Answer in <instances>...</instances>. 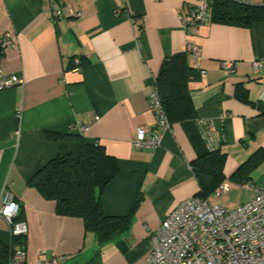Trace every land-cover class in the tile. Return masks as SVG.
<instances>
[{
	"label": "crops",
	"instance_id": "0c3cea01",
	"mask_svg": "<svg viewBox=\"0 0 264 264\" xmlns=\"http://www.w3.org/2000/svg\"><path fill=\"white\" fill-rule=\"evenodd\" d=\"M192 2L0 0V34L15 39L0 49V70L21 78L0 88V198L11 194L27 224L22 264H37L43 251L61 258L57 264H147L148 234L197 196L191 162L214 147L226 154L223 196H239L226 207L251 199V186H264V158L246 180L234 175L257 151L264 155V65L252 67L264 59V21L184 27L181 15ZM187 43L200 48L196 61L188 55L192 115L171 123L157 148H136V130L155 129L148 94L161 62ZM223 60L234 61V70ZM48 132L78 133L116 159L118 173L104 187L101 207L128 222L109 238L97 241L81 218L57 214L54 201L28 185L57 153ZM223 196L211 192L207 199L220 204Z\"/></svg>",
	"mask_w": 264,
	"mask_h": 264
},
{
	"label": "built area",
	"instance_id": "2783aa9c",
	"mask_svg": "<svg viewBox=\"0 0 264 264\" xmlns=\"http://www.w3.org/2000/svg\"><path fill=\"white\" fill-rule=\"evenodd\" d=\"M212 0H193L187 6L186 14L181 15L184 27L209 20L208 9ZM247 2L248 0H238ZM70 14H75L72 10ZM61 14L53 10L54 17ZM138 23L141 19L137 20ZM15 45L13 36L0 34V49ZM185 50L193 60L199 57L200 48L187 43ZM264 65V59L254 60V70ZM221 66L231 72L234 61L223 60ZM21 82L16 74H4L0 70V88ZM149 104L155 115V129L152 131L138 128L133 138L136 148L155 149L159 146L163 132L170 127L153 84L148 94ZM95 119L98 117L95 116ZM207 120H201L204 126ZM78 129L84 125L77 122ZM254 196L235 208L213 204L207 198L194 196L174 208L160 223L159 227L148 234L149 251L147 264H264V186H251ZM228 190V183L221 181L213 191L222 197ZM19 203L11 194L4 193L0 198V220L10 238H23L28 227L24 220L18 219ZM6 264H22L26 252L17 243L11 244ZM61 258L48 256L43 251L37 264H57Z\"/></svg>",
	"mask_w": 264,
	"mask_h": 264
},
{
	"label": "trees",
	"instance_id": "16d2710c",
	"mask_svg": "<svg viewBox=\"0 0 264 264\" xmlns=\"http://www.w3.org/2000/svg\"><path fill=\"white\" fill-rule=\"evenodd\" d=\"M208 15L211 21L245 27L252 22L264 21V1L252 4L249 0H212ZM188 55L183 50L165 57L155 76L154 85L170 124L190 118L193 112L187 86ZM48 136L55 143L57 153L28 179V185L43 198L53 200L57 214L81 218L84 230L93 233L99 242L126 226L128 216L106 215L101 207L102 191L118 173L114 156L108 154L103 145L86 142L78 133L48 132ZM259 152L234 175L244 174L246 180L250 170L264 158ZM225 158V152L214 147L191 162L199 184L198 197L206 199L225 179ZM138 202L136 198L133 209ZM18 219H21L19 215ZM13 243L22 246V238L9 236L5 241L0 237V264H6Z\"/></svg>",
	"mask_w": 264,
	"mask_h": 264
},
{
	"label": "rangeland",
	"instance_id": "374dc122",
	"mask_svg": "<svg viewBox=\"0 0 264 264\" xmlns=\"http://www.w3.org/2000/svg\"><path fill=\"white\" fill-rule=\"evenodd\" d=\"M219 202L221 205H224L225 207L226 206L232 207L237 205V203L239 202V196L234 191H231L230 193L225 194L222 199H219ZM0 237L3 240L7 241L9 234L7 232L5 234L1 233Z\"/></svg>",
	"mask_w": 264,
	"mask_h": 264
}]
</instances>
